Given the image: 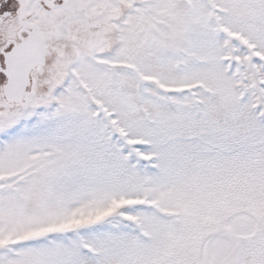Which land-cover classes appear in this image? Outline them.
<instances>
[{"label": "snow or ice", "instance_id": "6c2138e0", "mask_svg": "<svg viewBox=\"0 0 264 264\" xmlns=\"http://www.w3.org/2000/svg\"><path fill=\"white\" fill-rule=\"evenodd\" d=\"M0 264H264V0H0Z\"/></svg>", "mask_w": 264, "mask_h": 264}]
</instances>
